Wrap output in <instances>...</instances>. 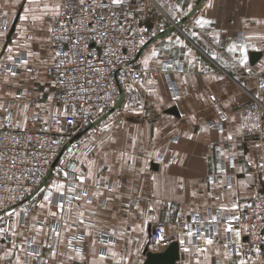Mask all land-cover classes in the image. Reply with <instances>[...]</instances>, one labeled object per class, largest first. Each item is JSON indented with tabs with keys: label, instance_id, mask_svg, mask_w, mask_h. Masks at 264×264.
I'll list each match as a JSON object with an SVG mask.
<instances>
[{
	"label": "crops",
	"instance_id": "obj_1",
	"mask_svg": "<svg viewBox=\"0 0 264 264\" xmlns=\"http://www.w3.org/2000/svg\"><path fill=\"white\" fill-rule=\"evenodd\" d=\"M78 2L0 0V127L68 111L46 69L48 44L51 24ZM120 7L157 32L137 55L143 75L129 78L116 105L81 136L74 160L81 195L55 205L53 194L69 189L53 171L33 206L13 207L6 237L0 233V264H145L146 252L170 243L150 242L157 222L179 244L175 264H264L263 249L236 254L237 232L224 222L264 197L257 164L264 138L245 139L264 122L249 96L264 105V0H123Z\"/></svg>",
	"mask_w": 264,
	"mask_h": 264
},
{
	"label": "built area",
	"instance_id": "obj_2",
	"mask_svg": "<svg viewBox=\"0 0 264 264\" xmlns=\"http://www.w3.org/2000/svg\"><path fill=\"white\" fill-rule=\"evenodd\" d=\"M140 19L135 11L113 5L112 0H84L83 4L79 0L76 10L64 7L51 24L48 46L52 60L46 69L58 90L57 102L68 111L47 120L34 115L22 126L8 121L0 127L2 238L15 215L13 207L24 200L33 206L37 191L51 172L62 171L67 180L69 192L60 195L62 204H72L81 195L75 191L74 171L75 156L81 151L80 138L116 105L129 78L142 77L138 52L156 39L157 32L141 27ZM262 85L264 68L258 86L264 92ZM249 96L252 110H264L257 96ZM263 135L264 122L245 139L259 140ZM257 164L264 179L263 154L258 156ZM224 222L240 233L235 252L241 258H246L253 248L264 250V197L243 205L237 215H227ZM149 240L154 245L171 242L164 222L152 226ZM39 261L46 260L39 257Z\"/></svg>",
	"mask_w": 264,
	"mask_h": 264
},
{
	"label": "water",
	"instance_id": "obj_3",
	"mask_svg": "<svg viewBox=\"0 0 264 264\" xmlns=\"http://www.w3.org/2000/svg\"><path fill=\"white\" fill-rule=\"evenodd\" d=\"M145 264H175L179 260V244L171 241L162 252H146Z\"/></svg>",
	"mask_w": 264,
	"mask_h": 264
},
{
	"label": "snow or ice",
	"instance_id": "obj_4",
	"mask_svg": "<svg viewBox=\"0 0 264 264\" xmlns=\"http://www.w3.org/2000/svg\"><path fill=\"white\" fill-rule=\"evenodd\" d=\"M80 2H81V4H83V3H84V0H80ZM122 2H123V0H112V4H113V5H117V6L120 5ZM209 6H210V5H209ZM197 23H198V24L208 23V21H200V20H198ZM152 55L155 56L156 53L153 52ZM25 63H27V62L25 61ZM145 63H147V61H145ZM13 75H15V73H13ZM262 87H264V85H262ZM204 130L206 131V129H204ZM228 139L230 140V139H232V137L229 136ZM46 199H47V198H46ZM41 207H43V205H41ZM234 207H235V206H234ZM52 214L55 215V213H52ZM214 219H215V218H214ZM226 231H229V232H230V231H232V229H231V228H227ZM57 235H58V233H57ZM188 235H192V233L189 232ZM236 235H237V237H239L240 233L237 232ZM205 242H206V244L211 245V244L213 243V240H212V239H206ZM187 250H188V249H185V251H187ZM201 251H203V250H201ZM53 255H55V254L53 253ZM101 259H103V257H101ZM241 264H244V262L241 261Z\"/></svg>",
	"mask_w": 264,
	"mask_h": 264
},
{
	"label": "rangeland",
	"instance_id": "obj_5",
	"mask_svg": "<svg viewBox=\"0 0 264 264\" xmlns=\"http://www.w3.org/2000/svg\"><path fill=\"white\" fill-rule=\"evenodd\" d=\"M264 138V135L261 136L259 139H263ZM60 195L61 193H57V194H53V202L55 203V205H60V201H59V198H60ZM15 216V215H14ZM14 218V217H13ZM12 221V220H11Z\"/></svg>",
	"mask_w": 264,
	"mask_h": 264
}]
</instances>
